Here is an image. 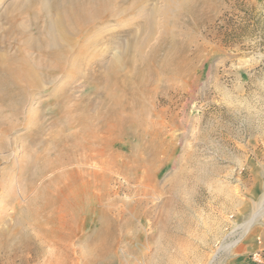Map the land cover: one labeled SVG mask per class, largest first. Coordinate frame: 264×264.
<instances>
[{"label":"rangeland","instance_id":"rangeland-1","mask_svg":"<svg viewBox=\"0 0 264 264\" xmlns=\"http://www.w3.org/2000/svg\"><path fill=\"white\" fill-rule=\"evenodd\" d=\"M48 1L0 0V53L17 57L22 50L30 60L53 64L38 54L47 28L43 10ZM131 1L123 0L120 5ZM166 4L167 0H141L125 18L99 24L87 36L96 45L86 48V58L76 60V64L72 53L66 62L67 72L56 73L51 82L43 83L46 86L41 93L28 95L19 109L16 126L0 134V264H89L88 248L80 237L94 230L103 213L115 229L114 264H209L219 244L227 242L224 238L228 234L240 235V242L213 263L231 264V257L246 243L261 239L264 0H192L190 11L175 8L168 11L169 18L164 16ZM134 37H147L143 57L159 44L158 59L169 49L183 66L177 75L158 69L159 61H148L156 73L147 78L144 113L136 115L135 120H140L137 127H127V142L122 145L127 152L142 157L145 166L124 167L119 159L106 181L99 177L93 192L98 195L97 221L83 226V221L76 219L73 226L77 233L68 245L48 243L34 230L29 215L23 213L43 180L52 174L37 180L33 190L21 192L25 182L22 167L32 163L35 155L53 153L54 137L79 129L73 125L61 130L72 116L81 114L75 109L77 104L83 108L93 100L88 112L96 110L94 104H99L102 93H94L87 73H97L99 68L103 71L107 61L121 54L123 45L129 47ZM136 48L139 50L133 48L129 55L134 60L140 53L138 45ZM84 96L90 98L87 103ZM14 99L8 107L1 106L4 116L10 117L17 107L18 99ZM52 127L58 133H53ZM36 128L42 132L28 138ZM50 141L52 144H48ZM249 219L252 223L245 231ZM259 254L262 263H254L264 264V248ZM245 257L253 263L251 254Z\"/></svg>","mask_w":264,"mask_h":264},{"label":"bare ground","instance_id":"bare-ground-1","mask_svg":"<svg viewBox=\"0 0 264 264\" xmlns=\"http://www.w3.org/2000/svg\"><path fill=\"white\" fill-rule=\"evenodd\" d=\"M121 1L123 0L48 1L50 4L47 5L48 7L45 6L46 8L43 10L47 16V28L44 32L45 37L42 41L43 47L38 49V54L43 59L46 58L47 60L52 61L53 64L42 65L43 63H40L42 60L40 62L36 61V59L35 61L30 60L25 56V54L22 55L23 51L19 49V51L17 50L18 54L16 53V51H14L16 55H18L17 57L14 56V54L13 56L12 54L6 55V53L8 52L0 53L1 135L8 133L16 126L17 117H19V109L22 106V103L25 102L24 100L26 99L27 101V97L31 96L30 94L41 93L45 88L44 86H46H43V83L48 81L51 82V77H53L56 73L65 74V72H67V67L65 68V66L68 63V59L70 58L72 53L74 54V57H71L73 61L75 60L76 62V60H79L80 62L81 59L83 60L86 48H88L90 44L92 46L96 45V41H92V38H90V41L89 39L87 40V36L96 31V28L99 24L125 18L138 5V3H140L141 0H132L129 5H120ZM191 1L192 0H167L166 5L168 9L165 10V14L167 15L164 14V16H167V18H169L168 11L180 7H183L184 9L190 11L189 8L192 6L189 5V3ZM118 4L120 5V8L118 7ZM42 7L44 8V4ZM142 26L143 25H141V27ZM18 30H16V32H18ZM110 38L111 37H109V39ZM132 39L133 41L129 43V47L126 48V46L123 45L122 47L124 50L121 49V51L123 52H121V54L113 55V57L107 61V64L103 71H99V68V70L97 69L99 73H95L96 71L87 73V75L89 74L90 76L89 78L92 79V82L90 83L94 88V93H102V99L97 97L101 100L99 104H94V106L96 105V108L94 107L96 110L89 113L88 104L91 106V101L93 100H91L90 103H87L90 98L84 96L87 98V100H84V98L80 97L83 103L84 101H87V105L81 108L77 104L75 106V109L79 110L78 112L81 114L78 115L77 113L78 116L76 115V117L74 118L70 114V116H72V120L67 121L63 128V125L61 126V130L66 128L69 130V127L73 125H78V127H74L79 129L77 131L71 130L72 132L67 131L65 132L67 134L64 133L63 135H60L62 133L59 132V138L54 137L55 139L53 138L52 140L54 143L53 153H51V151L50 153H48V151L47 156L46 154L42 155L43 153L40 155H35L34 161H31L32 163L25 164L22 167L21 174L25 175V182L21 186V192H28L31 189L33 190L35 186L34 184L37 180L44 179L45 175L49 172L52 174L51 177L44 179L43 182L41 181V186L38 187L37 192L35 191L36 194L34 195V197L29 199V202L25 205L27 210L23 213H27L29 215L28 217L31 224L33 225L34 230H36L42 240L48 243L54 245H62L63 243L68 245L69 241L71 242L72 237L77 233V229L73 226V222H76V219H78L79 221H83V226L86 223L90 224L97 221L96 205L98 195L96 196L93 192L96 186L99 184V177L102 176L106 181L107 177H109L110 175V170L113 169L111 167H114V165L118 164V162H120L118 161L119 159H121V163L123 165L130 164L131 167L145 166V160L142 157H140L139 155H132L130 151L127 152L126 149H123L122 145L127 142V127H137L140 120H135L136 115L141 116L144 113V110L142 109V99L146 93V85H148L147 78L149 75L154 76V74L156 73V69H154V67L151 68L152 66L150 67L149 65H147L150 63H148V61H159L158 69L172 71L177 75L181 73L183 66H181L180 62H176L173 59L170 54L171 51L169 49L166 51V54L164 56L158 59L157 53L158 49L161 47H159V44H155L158 47L150 50L143 57V55L141 54L142 47L145 42L148 41L147 37L146 39L141 38V40H138L136 37ZM166 41L170 40L166 39ZM137 45L140 48V53L138 51V59L134 60L129 57V55L133 51H131V49L134 48V51H137ZM165 45L167 44L165 43ZM162 46H164V44ZM106 47L107 46H105V48ZM4 51H6V48L3 50V52ZM134 55H136L135 52ZM171 66L173 67L171 68ZM76 69L73 68V70ZM73 70L72 72L75 73ZM63 88L64 87L61 86L62 91ZM57 92L60 93V91ZM65 94L67 95L68 100V94ZM15 97L18 99L17 107L14 109L12 115H9L10 117L4 116L2 114L3 109L1 108V106L5 105L6 107H8V102L12 99L15 100ZM54 97L56 96L54 95ZM70 98L72 99L71 96ZM55 100H57V98H55ZM66 106L68 107V105ZM72 106L74 108V105ZM61 115L57 117L59 118L61 117ZM68 118L69 116L67 117V119ZM54 122V125L59 123H56V121ZM51 123L53 125V122ZM54 125L53 127L56 129ZM54 128L52 129L53 133L55 131ZM57 128V130L59 131L60 128L58 126ZM34 131V133L30 132L29 134H27V137L31 139L34 138L32 137V135L36 136L37 134H40V132H42L41 128H36L34 129ZM58 131L55 132L58 133ZM135 139L136 141H138L137 137H135ZM48 144H52V142H48ZM124 167L126 166L124 165ZM250 219L253 220V218ZM250 219L244 225L245 231L252 223V220ZM112 226L113 221L110 220L106 213H103L100 217V220L97 222L96 227H94V230L90 234H82V236L80 237L81 241L84 242L88 248L89 259L87 258V263H115L116 257L113 255V239L115 237V229ZM233 245L234 242L230 243L225 249H228ZM66 250H68L67 252H69L70 247H67Z\"/></svg>","mask_w":264,"mask_h":264},{"label":"crops","instance_id":"crops-1","mask_svg":"<svg viewBox=\"0 0 264 264\" xmlns=\"http://www.w3.org/2000/svg\"><path fill=\"white\" fill-rule=\"evenodd\" d=\"M259 228L263 229L261 231V239L258 240L257 243L254 242L253 244H248L245 242L246 244L242 248V251L236 254L235 256L233 255L231 257V261H230L231 264H251L249 263L248 258L245 257L246 254H251L253 256L252 264H255L254 262L262 263V257H261V254H259V252L261 249L264 248V226L259 225L258 229Z\"/></svg>","mask_w":264,"mask_h":264},{"label":"built area","instance_id":"built-area-1","mask_svg":"<svg viewBox=\"0 0 264 264\" xmlns=\"http://www.w3.org/2000/svg\"><path fill=\"white\" fill-rule=\"evenodd\" d=\"M227 240V242H223L222 244H219V246L215 249V251L213 252L211 258H210V262L209 264H213L218 258L219 256L224 253V251H227L229 249H231L232 247L236 246L237 243L240 242L241 236L240 235H235L233 234L232 236H229V234L224 238V240ZM234 242V245L231 246L228 249H225L230 243Z\"/></svg>","mask_w":264,"mask_h":264}]
</instances>
